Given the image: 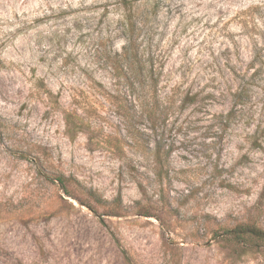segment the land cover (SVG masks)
<instances>
[{"label": "rangeland", "instance_id": "rangeland-1", "mask_svg": "<svg viewBox=\"0 0 264 264\" xmlns=\"http://www.w3.org/2000/svg\"><path fill=\"white\" fill-rule=\"evenodd\" d=\"M137 3L126 68L121 0H0V264H264V0Z\"/></svg>", "mask_w": 264, "mask_h": 264}, {"label": "trees", "instance_id": "trees-1", "mask_svg": "<svg viewBox=\"0 0 264 264\" xmlns=\"http://www.w3.org/2000/svg\"><path fill=\"white\" fill-rule=\"evenodd\" d=\"M122 7L124 9V15L121 19V28L120 32L124 34L126 39L128 40L127 43L123 46L121 52L116 51V61L114 64L121 65V67L129 68L128 58L132 54L133 44L135 42L134 37L136 36V32L140 29V26H145V20L140 18V14L137 8L140 4L137 3V0H121ZM155 11V7L149 12L153 14ZM134 57H138V53L134 54ZM126 62V64H125ZM151 79L152 81L156 82V78H154L153 71H151ZM258 71L254 72L246 81H242L238 88L233 92L234 97V107L227 115V118H230L237 110V107L246 103L248 98L250 97V90L251 86L255 83V78L258 75ZM52 94H49L48 100L52 101L53 97ZM58 98V97H57ZM57 102V100H56ZM241 108V107H240ZM239 109V108H238ZM62 115H63V122H64V129L67 136L73 140L76 136L86 129L87 122L84 115H82L77 108L73 107H63L62 108ZM161 148V147H160ZM158 154H159V149ZM55 183H57L60 188L69 196H74L77 198L81 203L86 204L91 209L95 210L94 206L88 202V200L84 199L81 195L77 194L75 190L71 188V183L73 182L72 177H68L62 172L55 171L54 177L52 178ZM75 183V181H74ZM91 195V194H89ZM96 198V202L98 204H103V200L101 196H96V194H92ZM91 197V196H90ZM117 209H120L117 206ZM110 213V214H109ZM107 215H120L119 212H108ZM144 216H150L149 214H143ZM232 238L235 239L237 242L240 243L242 247H252V246H263L264 245V229L255 226L254 224L249 223H241L231 230L228 231Z\"/></svg>", "mask_w": 264, "mask_h": 264}]
</instances>
